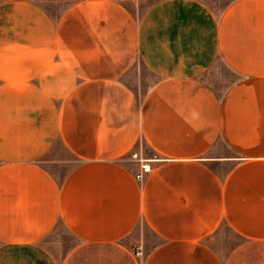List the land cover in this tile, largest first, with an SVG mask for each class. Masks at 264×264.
<instances>
[{
	"label": "crops",
	"instance_id": "1",
	"mask_svg": "<svg viewBox=\"0 0 264 264\" xmlns=\"http://www.w3.org/2000/svg\"><path fill=\"white\" fill-rule=\"evenodd\" d=\"M142 1L0 0V264H264V0Z\"/></svg>",
	"mask_w": 264,
	"mask_h": 264
},
{
	"label": "rangeland",
	"instance_id": "2",
	"mask_svg": "<svg viewBox=\"0 0 264 264\" xmlns=\"http://www.w3.org/2000/svg\"><path fill=\"white\" fill-rule=\"evenodd\" d=\"M152 1L154 0H143L142 3H139V4L129 2L128 5L133 11L140 12L147 3H150ZM217 70L219 72L218 74L220 75L221 79L224 81L222 82L221 87H226L225 85L227 83L234 81L235 79L234 75L226 69V67L222 64L220 60L217 62ZM138 75L139 74H137V76ZM154 82H155L154 76H151L147 71L143 69L142 79L140 80V84L137 87L140 86L143 89V87L144 88L148 87L149 83H154ZM221 231L224 234L223 241H225L226 243V248H227V245L234 247L236 244H238L241 241V238L237 234H235L233 231H231L226 224H223Z\"/></svg>",
	"mask_w": 264,
	"mask_h": 264
},
{
	"label": "built area",
	"instance_id": "3",
	"mask_svg": "<svg viewBox=\"0 0 264 264\" xmlns=\"http://www.w3.org/2000/svg\"><path fill=\"white\" fill-rule=\"evenodd\" d=\"M130 157L139 164V171L135 174L136 179L143 181L152 170L151 159L144 157L139 152H131Z\"/></svg>",
	"mask_w": 264,
	"mask_h": 264
}]
</instances>
